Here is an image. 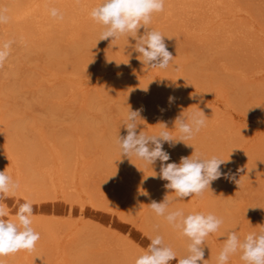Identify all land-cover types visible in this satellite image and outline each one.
<instances>
[{
	"label": "rangeland",
	"instance_id": "1",
	"mask_svg": "<svg viewBox=\"0 0 264 264\" xmlns=\"http://www.w3.org/2000/svg\"><path fill=\"white\" fill-rule=\"evenodd\" d=\"M100 2L0 0L8 18L0 23V42L12 41L0 67V171L20 185L3 201L5 219L30 200L40 233L31 252L0 259L134 264L148 237L160 234L177 253L170 264H178L187 239L148 207L174 196L159 178L161 162L151 167L120 155L116 139L127 134L129 107L142 109L137 134H154L159 123L171 130L183 112L199 108L206 126L187 141L192 146L165 142L163 149L170 155L165 163L194 151L229 158L221 170L234 180L221 177L201 196L170 205L223 219L203 246L206 264H215L229 232L243 239L264 226V0H166L150 25L174 57L163 70L145 68L132 37L98 41L102 26L90 12ZM52 8L62 20L50 15ZM154 171L156 178L149 176ZM229 264H243L239 253Z\"/></svg>",
	"mask_w": 264,
	"mask_h": 264
},
{
	"label": "clouds",
	"instance_id": "2",
	"mask_svg": "<svg viewBox=\"0 0 264 264\" xmlns=\"http://www.w3.org/2000/svg\"><path fill=\"white\" fill-rule=\"evenodd\" d=\"M165 2L166 0H101L90 12L92 20L102 26L98 41L111 38L113 44L121 37H132L136 41L134 50L139 53L137 59L146 69H167L174 57L168 51L165 36L150 27L153 15L164 11ZM50 15L63 19L62 13L56 8L50 9ZM7 19L0 12V23L7 22ZM141 28L144 32L138 35ZM11 45L12 41L0 42V67L10 55ZM147 88L143 90L147 91ZM173 100V97H169L170 103ZM141 111L142 109L131 110L130 107L128 109L122 123L127 134L123 137L118 135L116 139L120 155L135 156L151 167L157 160L161 162L159 178L168 182L164 188L172 190L174 196L166 195L162 202L152 200L148 207L187 239L186 254L179 257L178 264H198L200 261L206 264L203 246L209 235L219 231L223 219L211 212L193 211L185 214L182 209L171 208L170 205L174 199L201 196L210 190L213 181L221 177L234 180L235 177L230 172L221 170V166L226 165L229 158L205 156L194 151L191 156L181 157L179 163H165L170 160V155L163 149V144L167 142L169 147H174L177 142H183L192 146L187 141L195 139L206 126L207 118L198 108L178 116L171 130L166 123H159L158 132L148 134L141 131L137 134V126L143 121ZM157 175L154 171L149 176L156 178ZM149 176H144V179ZM19 187V182L6 170L0 171V257L20 251L31 252L40 240V233L33 227L34 211L30 200L19 204L14 219H5L9 213L3 201L13 196ZM139 195L148 197L150 194L140 189ZM148 239L150 243L135 258L134 264H170V261L178 257L173 248L165 243L162 235H150ZM237 253L243 264H264V226H260L258 232L246 234L243 239L236 231L229 232L215 258V264H229L230 258ZM0 264H3L2 259Z\"/></svg>",
	"mask_w": 264,
	"mask_h": 264
},
{
	"label": "bare ground",
	"instance_id": "3",
	"mask_svg": "<svg viewBox=\"0 0 264 264\" xmlns=\"http://www.w3.org/2000/svg\"><path fill=\"white\" fill-rule=\"evenodd\" d=\"M193 1H194V0H193ZM27 6H28V5H27ZM41 6H42V5H41ZM197 6H198V5H197ZM197 6H196V7H197ZM27 8H28V7H27ZM34 8H35V7H34ZM35 9H36V8H35ZM45 9H46V8H45ZM18 12H19V11H18ZM32 13H33V12H32ZM23 14H24V13H23ZM30 15H31V14H30ZM235 16H236V15H235ZM204 20H205V19H204ZM198 26H199V25H198ZM263 40H264V39H263ZM149 70H150V69H149ZM122 73H123V71H122ZM145 75H146V74H145ZM145 75H144V76H145ZM121 76H122V75H121ZM142 76H143V75H142ZM228 107H229V106H228ZM223 114H224V113H223ZM60 174H61V173H60ZM57 179H58V178H57ZM129 186H130V185H129ZM130 188H131V187H130ZM122 256H123V254H122ZM123 257H124V256H123ZM132 261H133V259H132ZM125 264H126V263H125Z\"/></svg>",
	"mask_w": 264,
	"mask_h": 264
}]
</instances>
